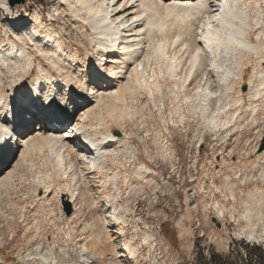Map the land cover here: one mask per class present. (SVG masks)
Instances as JSON below:
<instances>
[{
    "label": "bare ground",
    "instance_id": "1",
    "mask_svg": "<svg viewBox=\"0 0 264 264\" xmlns=\"http://www.w3.org/2000/svg\"><path fill=\"white\" fill-rule=\"evenodd\" d=\"M3 4L17 40L10 36L12 33L7 34L8 41L0 40V201L11 199L16 191L31 197L28 206L19 205V200L11 202L15 209L6 222L8 229L14 234L12 225L21 220L28 236L35 227L34 235L27 238V257L39 264H142L136 243L125 235L123 199L116 190L120 173L109 175L105 169L108 159L126 149L135 150L131 139L119 129L115 134L109 128V119L117 114L114 107L124 103L129 93L136 99L135 95L144 91L152 98L168 88L170 92L182 91L191 114H199L205 123L217 124L229 104L225 94L229 96L234 85L248 86V91L241 92L240 88L236 92L239 100L262 96L264 0H59L58 15L75 23L92 45L85 58L68 53L60 32L54 25L44 26L39 13L28 16L31 24L24 30L27 22L21 13L7 2ZM53 70L59 73L55 75ZM33 72L36 75L30 79ZM215 91L227 92L217 95ZM92 97L93 104L84 106ZM182 104H176L177 110ZM68 110V116L79 115L77 121L65 117ZM127 110L124 107L119 116H125ZM106 115L112 116L110 124ZM62 120L68 122V128L61 133L54 123ZM15 129L19 134L16 139ZM40 157L48 167L43 171L37 169ZM136 169L151 179L155 176L144 163ZM96 179L103 195L93 197L91 203L101 211L96 218L106 229L97 236L102 240L106 234L117 240L118 262L107 261L112 254L105 251L96 254L101 240L92 237L94 231L86 235L87 226L82 229L80 242L76 241L75 226L82 219L84 205L79 196L90 195V182L93 185ZM26 183L30 185L26 187ZM111 184L113 192L107 189ZM65 201L73 208L71 215L63 210ZM5 212V206L0 207V217H5ZM30 215L36 217L31 223L27 222ZM46 224L52 234L41 233ZM61 231L66 235L64 240ZM150 236L144 234L143 240L154 250ZM0 264L13 263L0 256Z\"/></svg>",
    "mask_w": 264,
    "mask_h": 264
},
{
    "label": "rangeland",
    "instance_id": "2",
    "mask_svg": "<svg viewBox=\"0 0 264 264\" xmlns=\"http://www.w3.org/2000/svg\"><path fill=\"white\" fill-rule=\"evenodd\" d=\"M4 2L9 4V0H0V40L8 41V33H12L10 36L17 40L15 33L11 30L12 22L7 19L10 16L5 10ZM58 2L59 0H25L14 6L9 5L15 12L21 13L26 20L27 25L24 26V30L31 24V20L27 19L28 16L32 18L39 13V16L45 20L44 26L54 25V28L60 32L66 51H70L68 53H76L77 58H85L89 52L91 53L88 50L92 49V45L87 42L84 34L77 30L75 23L68 21L67 16L62 18L63 15H58L60 13ZM253 36L254 34H251L252 38ZM43 61L47 62L44 58ZM249 71H252L251 67ZM53 73L57 75L59 71L53 70ZM35 75L36 72H33L30 79H34ZM98 82L101 83L102 80ZM259 87H261L259 93L262 96L259 95L252 100L243 96L244 102L246 100L245 104L243 100L238 99L239 93L236 92L240 88L241 92L248 91L246 84L234 85L235 90L228 91L229 96L225 94L227 91H215L217 95L225 94V102L229 104L226 113L221 116V121H217V124L211 123L212 125L205 123L199 114H191L189 102L185 101L182 91L170 92L168 88L157 92L159 94L156 93L157 96L155 94L152 98L148 92L144 91H139L135 95L136 99L133 94L129 93L132 95V100L127 94V101L117 103L114 107L117 113L114 116H118L117 118L105 116L106 123L112 122L111 127L109 125L108 127L112 128L113 133L117 134L116 131L119 129L122 135L125 134L135 145V150L127 151L126 149L118 157L108 159L105 169H108L109 175L115 171L120 173L116 190H120L122 194L123 213L127 220L125 235L127 239H133L136 243L138 251L141 252L142 264H210L213 254L227 255L230 252L233 260L244 264L246 244L250 246L253 243L262 244L264 248V148H262L264 143V84ZM93 99L95 97H92L89 103L85 101L84 106L93 104ZM134 99L136 102H133ZM181 102L183 104L177 110L176 104ZM250 103L253 104L252 107ZM230 104L232 112L228 111ZM124 107L128 109V112L120 117L119 114L122 113ZM78 116L73 117L74 121H77ZM225 116L226 118L230 116V120L229 118L226 120ZM113 120L116 121L114 124ZM66 129L63 127L59 129V132L62 133ZM163 147H168V149L164 150ZM39 161V165L37 164L39 171L48 168L42 158ZM141 163L146 164L155 172L153 179L148 175L138 173L136 168ZM83 168L86 171L85 167ZM26 175L30 178L29 174ZM98 180L96 179L93 185L90 182V195L83 193L79 196L85 206L83 205L81 210L82 219L75 226L77 242H80V234L86 226V235L94 231L92 237L97 242L101 240L98 239V232L105 231L106 233L105 224L100 223L101 221H97L98 218H96L97 215L99 217L101 211L95 210L96 206H93L94 201H92L93 197L100 199L103 195V192H100ZM29 185L26 183V187ZM107 189L110 192L114 190L112 184ZM22 193L16 191L11 199L4 197L0 201V207L5 206L6 211L5 217H0V232L2 231L0 256L12 261L13 264H39L38 260L33 257H27L29 253L27 238L34 235L35 227H31L27 236L24 233L26 224L21 220L18 221L17 226L12 225L14 234L6 225L12 210L15 209L11 202L16 204L19 200V205L28 206L30 204L31 197L25 198ZM62 205L67 215L73 213V208L69 204L71 208L69 214L68 202L65 201ZM245 209L253 213L247 211L246 214ZM261 209L263 212L259 211ZM219 210L223 211V216L218 218ZM35 216L30 215L27 222L31 223L33 218H36ZM212 217L219 219L222 223L221 228L212 222ZM45 231L52 234V229L47 224L41 233ZM87 231L90 232L87 233ZM62 233L61 231L60 235L63 238L66 235L63 236ZM144 234L151 235L154 250H150L149 245L143 240ZM48 237L51 238V236ZM103 237L101 243L99 242L101 245L96 242V245L98 244L96 254L100 256L99 253L105 251L112 254V258L106 259L107 261L118 262L120 258L118 249H116L117 240L114 241L106 234ZM77 259H81L80 256ZM104 263L100 261L99 264Z\"/></svg>",
    "mask_w": 264,
    "mask_h": 264
},
{
    "label": "trees",
    "instance_id": "3",
    "mask_svg": "<svg viewBox=\"0 0 264 264\" xmlns=\"http://www.w3.org/2000/svg\"><path fill=\"white\" fill-rule=\"evenodd\" d=\"M246 262L244 264H264V248L262 244H246ZM210 264H239L232 259L231 252L227 255L213 254Z\"/></svg>",
    "mask_w": 264,
    "mask_h": 264
},
{
    "label": "water",
    "instance_id": "4",
    "mask_svg": "<svg viewBox=\"0 0 264 264\" xmlns=\"http://www.w3.org/2000/svg\"><path fill=\"white\" fill-rule=\"evenodd\" d=\"M25 2V0H9V4L10 5H15V4H19V3H23ZM244 90H246V87H244ZM262 148H264V143L262 145ZM68 207H69V214L71 213V208L69 206L68 203ZM212 222L218 227L221 228L222 227V223L219 221V219L217 217H212Z\"/></svg>",
    "mask_w": 264,
    "mask_h": 264
}]
</instances>
